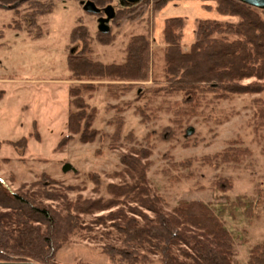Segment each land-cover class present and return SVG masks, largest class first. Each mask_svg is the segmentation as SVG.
Instances as JSON below:
<instances>
[{
  "label": "rangeland",
  "instance_id": "obj_1",
  "mask_svg": "<svg viewBox=\"0 0 264 264\" xmlns=\"http://www.w3.org/2000/svg\"><path fill=\"white\" fill-rule=\"evenodd\" d=\"M84 3L59 2L52 13L38 17L43 31L39 39L32 36L36 28L25 27V7L19 12L0 9V180L17 192L47 174L70 188L71 198L107 199V186L122 183L112 177L123 170L122 157L132 148L150 149L147 178L155 194L164 199L165 210L171 211L182 201L207 204L233 237L235 262L247 264L251 250L264 245V129H256V102L264 100V93L226 100L209 95L196 116L183 117L178 113L184 108V95L160 91L166 87L162 55L167 20L184 21L182 45L188 49L201 21L237 23L239 19L208 10L216 6L213 1L181 0L157 12L156 0H142L137 5L114 0L105 9H112V18L105 11L101 17L86 13ZM120 10H124L122 17L114 23ZM80 20L89 30L94 60L124 63L128 41L140 34L149 36L153 49L147 81L94 83L96 90L88 103L97 110L93 127L100 135L92 144L81 143L68 131L69 115L75 111L70 89L81 84L71 79L68 58L77 57L83 48L82 42L71 44L70 35ZM15 24L22 30H15ZM100 32H110L114 41L102 45ZM253 82L256 79L243 83ZM118 122H123L121 139L112 141ZM23 138L25 151L9 145ZM231 147L246 148L251 156L239 165L201 164L205 157ZM189 160L190 168L176 166ZM66 166L70 169L65 172ZM221 180L230 182L233 189L222 191L225 183ZM249 208L251 217L247 216ZM108 213L84 217L90 227L70 239L56 262L112 264L101 251L100 236L107 228L94 223ZM152 264H161L158 257H153Z\"/></svg>",
  "mask_w": 264,
  "mask_h": 264
},
{
  "label": "trees",
  "instance_id": "obj_2",
  "mask_svg": "<svg viewBox=\"0 0 264 264\" xmlns=\"http://www.w3.org/2000/svg\"><path fill=\"white\" fill-rule=\"evenodd\" d=\"M92 2L101 10L114 0H0V9L24 11L25 27H34V39L43 36L37 18L53 12L59 2ZM181 0H156L155 11L161 12L169 3ZM213 1L207 6L222 16L237 17V23L217 20L201 21L194 42L188 49L182 45L184 21L179 18L165 22L163 74L166 87L160 91L184 95L179 115L196 116L206 97L226 100L232 96L264 93V10L237 0ZM124 10L116 12L112 21L121 19ZM15 30L21 31L20 24ZM110 32H100L99 42L110 45ZM90 34L80 20L71 32L70 43H83L77 57L68 58V70L80 85L70 89L71 105L68 131L83 144L94 143L100 132L93 126L97 110L88 103L95 92L94 83L106 81L145 82L150 78L153 49L148 35L133 36L126 45V57L121 64H105L91 58ZM256 82L244 84L246 80ZM70 79V80H71ZM256 129H264V100H258ZM176 113V115H177ZM123 122H118L112 141L121 139ZM62 140L65 144L72 136ZM131 137V135H130ZM8 143V142H5ZM16 150L25 151V138L9 142ZM150 149H131L122 157L123 170L112 177L121 184H109V198H71L72 190L47 174L30 186L24 184L11 192L0 180V262L58 264L59 251L88 226L84 217L109 211L94 223L107 229L101 233V251L112 264H152L158 257L161 264H238L235 262L234 240L221 219L201 201H182L166 211L164 199L153 191L147 172L151 163ZM251 156L246 148L231 147L220 154L205 157L202 165H239ZM176 166L192 167L185 161ZM222 181V180H221ZM219 181V182H221ZM222 191L233 189L222 181ZM98 184V183H97ZM99 184L97 185V187ZM52 202L51 204H49ZM53 203L55 205H53ZM252 208L247 210L251 217ZM107 222L110 223L107 226ZM247 264H264V245L251 250Z\"/></svg>",
  "mask_w": 264,
  "mask_h": 264
},
{
  "label": "water",
  "instance_id": "obj_3",
  "mask_svg": "<svg viewBox=\"0 0 264 264\" xmlns=\"http://www.w3.org/2000/svg\"><path fill=\"white\" fill-rule=\"evenodd\" d=\"M243 4H246L248 6L257 8V9H262L264 10V0H237ZM127 4L129 5H137L142 2V0H126ZM83 9L86 13L92 14V15H98L101 13V10H99L96 5L92 2H85L83 5ZM105 13L109 18L113 17V12L112 9H107L105 10ZM104 29V28H102ZM70 169V166H66L64 168V171H68ZM0 264H34V263H7V262H0Z\"/></svg>",
  "mask_w": 264,
  "mask_h": 264
}]
</instances>
